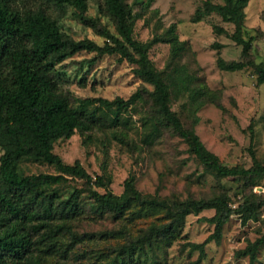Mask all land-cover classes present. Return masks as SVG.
Returning <instances> with one entry per match:
<instances>
[{
	"label": "rangeland",
	"instance_id": "374dc122",
	"mask_svg": "<svg viewBox=\"0 0 264 264\" xmlns=\"http://www.w3.org/2000/svg\"><path fill=\"white\" fill-rule=\"evenodd\" d=\"M203 1L206 0H124V3L135 17L133 36L149 44L148 57L154 67L166 75L170 64L183 65L194 77L193 86L209 92L197 109L198 122L193 126L206 149L227 167L249 168L251 152L264 165V84L258 85L251 66L236 72L220 71L216 66L217 58L226 62L264 64V0H249L244 9L242 39L250 46L247 51L225 35L213 32L214 26L222 27L229 36L234 32L233 26L223 23L218 16H205L199 23H191L194 11ZM14 5L23 10L31 7V0H14ZM55 12L59 16L60 13ZM83 15L96 26L80 20L73 8L66 7V13L58 18L59 30L73 41L87 39L98 46L106 41L98 28L117 35L113 18L99 12L94 1L88 3ZM170 26H174L184 44L174 61L167 35ZM213 44H220L221 48L215 50ZM134 68L118 55L76 53L55 65L57 94L76 107L82 99L127 100L138 91L151 92V86L134 73ZM186 101L187 98L182 97L172 101L170 107L183 126L190 128L193 115L182 107ZM154 118L151 98L143 93L141 101L121 113L116 125L106 120L91 131H76L70 139L58 141L53 152L66 164L78 163L93 178L106 173L111 178L107 190L114 195H120L124 180L133 177L140 193L168 202L225 194L235 210L245 200L257 204L255 220L242 224L240 216L233 214L224 225L219 241L205 246L202 258L197 251L190 252L185 244H200L213 232V226L206 219L211 218L214 211L189 215L171 247L158 254L154 263L249 264L247 257L237 258L235 254L264 235V179L246 185L243 181L215 180L204 172L172 129L160 127L158 137L148 141L146 136ZM20 167L26 175L56 173L53 167L30 160L22 161ZM54 191L58 200H66L79 191L78 201L83 212L67 222L72 233L37 242L34 255L40 258L41 264L111 262L115 249L128 234L163 217L160 211L134 209L128 220L97 219L90 211L88 185L77 178H69ZM255 264H264V246Z\"/></svg>",
	"mask_w": 264,
	"mask_h": 264
},
{
	"label": "trees",
	"instance_id": "16d2710c",
	"mask_svg": "<svg viewBox=\"0 0 264 264\" xmlns=\"http://www.w3.org/2000/svg\"><path fill=\"white\" fill-rule=\"evenodd\" d=\"M90 1H94L97 10L109 15L116 24L117 35L109 34L103 28L97 29L106 39L103 46L87 39L73 41L57 25L59 16L66 13V7H71L80 20L95 27L94 22L87 21L83 15ZM218 1H203L194 11L191 23L216 15L223 23L232 25L234 32L229 36L219 26H214L213 32L225 35L247 51L250 46L242 39V29L244 9L249 0ZM55 10L59 16L54 14ZM134 19L124 0H31V7L23 10L17 9L14 0H0V264H41L40 258L34 255L37 242L72 233L67 222L82 215L83 207L78 201L80 192L71 194L66 200H58L54 191L69 178L80 179L88 185L90 211L97 219L128 220L134 209L162 212V218L128 234L115 249L111 262L104 264L156 263V256L170 248L181 233L186 218L202 211H214V215L206 219L213 226V232L200 244H185L190 252L197 251L200 258L204 257L208 243L219 241L224 225L233 214L240 216L242 224L256 219L257 204L249 200L236 210L231 208L225 194L168 202L140 193L133 177L124 180L120 195H114L107 190L111 178L106 173L93 178L78 163L66 164L54 154V145L70 139L76 131H91L106 120L116 125L121 113L141 101L142 94L147 93L155 112L146 136L148 141L158 137L160 127L170 128L184 141L204 172L215 180L243 181L246 185L264 179V165L253 152L249 168L227 167L206 149L193 126L198 122L197 109L209 92L193 86L194 77L183 65L170 64L166 75L158 71L148 57L149 44L139 42L133 36ZM167 35L174 61L184 44L174 26L167 29ZM212 48L219 50L221 46L213 44ZM80 52L118 55L135 66L134 73L150 85L152 91H138L127 100L87 98L78 101L76 107L70 106L66 98L57 94L55 65ZM216 66L225 72L251 66L258 85L264 84L263 63L226 62L217 58ZM182 97L187 98L182 107L193 115L190 128L183 126L170 107L172 101ZM26 160L51 166L56 173L26 175L20 167ZM263 246L264 235L248 243L235 256L247 257L249 264H255Z\"/></svg>",
	"mask_w": 264,
	"mask_h": 264
}]
</instances>
